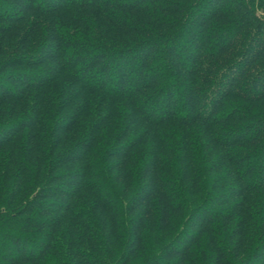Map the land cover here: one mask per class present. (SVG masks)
I'll return each instance as SVG.
<instances>
[{"label":"trees","instance_id":"trees-1","mask_svg":"<svg viewBox=\"0 0 264 264\" xmlns=\"http://www.w3.org/2000/svg\"><path fill=\"white\" fill-rule=\"evenodd\" d=\"M0 264H264V0H0Z\"/></svg>","mask_w":264,"mask_h":264}]
</instances>
